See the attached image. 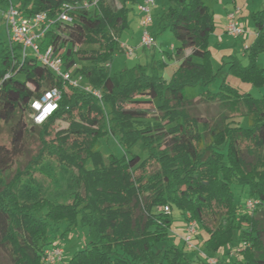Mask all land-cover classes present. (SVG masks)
Segmentation results:
<instances>
[{"label": "trees", "instance_id": "trees-1", "mask_svg": "<svg viewBox=\"0 0 264 264\" xmlns=\"http://www.w3.org/2000/svg\"><path fill=\"white\" fill-rule=\"evenodd\" d=\"M84 1L93 0H0V6L11 3L25 17H54L63 3ZM140 2L121 0L118 8L115 0H97L95 8L72 12L71 24H53L41 40V48L51 45L61 55L64 68L76 66L101 91V102L35 59L21 60L7 42L0 49V123L9 127L8 144H0V264H42L43 250L77 228L86 229V245L61 264H208L199 254L189 256L197 247L161 245L170 241L173 209L206 233V258L264 264V99L225 81L218 91L208 90L217 78L208 48L215 25L203 0H166L167 8L153 12V38L170 31L177 43L179 64L169 82L160 74L161 60L151 71L135 65L111 73L106 63L123 53L119 38L128 27V6ZM251 23L256 37L246 51L248 64L233 57L229 73L264 89V69L257 65L264 53V9L251 14ZM85 45L97 50L75 52ZM196 86L204 91L187 99L185 89ZM53 88L61 92L57 111L41 126L27 127L30 102ZM153 101L154 119L120 106ZM208 104L216 105L215 114ZM198 105H206L205 115ZM240 118L246 127L237 124ZM58 121L66 123L62 131H55ZM29 131L41 150L22 170L14 168ZM109 139L119 152L104 157L102 142ZM236 231L239 252L231 256L222 250Z\"/></svg>", "mask_w": 264, "mask_h": 264}, {"label": "rangeland", "instance_id": "rangeland-1", "mask_svg": "<svg viewBox=\"0 0 264 264\" xmlns=\"http://www.w3.org/2000/svg\"><path fill=\"white\" fill-rule=\"evenodd\" d=\"M15 3V0H12ZM235 8L239 10V20L240 24L245 31V34L241 36L239 39H234L228 37L225 33H223L224 27V17L229 10H234V0H203L204 4L213 12L215 25L218 33L213 32L209 36L208 39V48L210 51V63L213 72L217 74L216 81L208 88L211 92H216L220 88V84L225 81L231 87L237 88L241 93H248L252 97L257 99H264V89L255 88L249 84L241 82L240 79L235 77L234 75L229 73V64L231 58H235L242 66H246L248 64V59L246 57V51L249 46L254 42L255 35L251 32L254 30V27L251 23V14L264 9V0H235ZM116 6L119 8L121 6V0H115ZM164 7L167 8L166 0H156V6L153 9V12L157 11L159 8ZM130 15L128 20V27H126L119 38V42L128 48H132L134 50L133 57H128L124 53L115 54L111 60V63H106V65H110V72L114 73L117 71H121L126 68H132L135 65L146 66L150 71L151 67L156 65L157 61H162L164 66L160 72L164 81L169 82L173 73L178 67L179 58L174 56V48L177 43L174 40L173 34L170 31H164L156 35L155 44L156 46L152 49H143L139 46V30L141 33V29L139 26L141 14L137 11V4L129 5ZM152 12V13H153ZM2 7L0 6V49L4 46V43L7 42V35L4 26V22L2 21ZM151 31V27H150ZM250 40V41H249ZM221 41V43H219ZM173 46V47H171ZM86 49V50H85ZM97 50V46H89L85 45L81 48H76L75 52H81V54H86L87 52H91V50ZM82 50V51H81ZM86 51V52H85ZM190 50L185 52V55L190 54ZM29 56H31L30 51L27 52ZM264 57V53L259 56ZM195 62H199L197 59H194ZM78 66H86L87 63H77ZM259 68L264 67V62L261 60ZM149 71V72H150ZM203 88L189 87L185 89V96L187 99H197L199 94L202 93ZM123 108L138 110L139 114H136L137 117L142 119H154L157 115L155 106L156 102H144V103H127L121 104ZM205 107L206 105H198V110L201 115H205ZM207 109L210 110L212 114L217 112L216 105L208 104ZM25 123L27 127L32 125L31 121V113L27 112L24 116ZM237 124L246 127L247 121L245 118H240L236 120ZM66 123L62 121H58L55 123V131H62L65 129ZM48 140V139H47ZM9 142V127L0 123V144L7 145ZM25 153L22 157H20L16 163L14 168L23 169L29 163L32 162L34 158L39 154L42 143L34 134V132H27L25 137ZM102 153L103 156L106 157L110 153L117 154L119 152L116 143L109 139L108 141L102 142ZM135 152H139L140 156H144L145 153L140 150H135ZM44 162L50 163L52 167L55 169L58 163L49 157L44 156ZM235 191V198L239 199L244 203L245 197H239ZM171 229L169 230L168 238L170 241L164 242L161 244L162 246L167 245L168 243H175L178 246L184 245L183 236H184V217L176 210L173 209L171 211ZM86 229L85 228H77L74 232H72L69 236L64 238H59L56 240V243L61 245L64 249L63 261H68L74 252L80 250L85 247L87 239H86ZM238 231L233 233L232 241L227 244L223 248V252H235L237 247L240 245V240L238 237ZM207 235L203 231L200 226L196 228V236L192 240V245L198 248L195 253H189L190 257L196 258V255H200V253H207L206 249L203 247V242L206 239ZM186 247V246H185ZM221 251V250H220ZM205 252V253H204ZM222 257V256H221ZM226 258V257H225ZM231 260L229 261V263Z\"/></svg>", "mask_w": 264, "mask_h": 264}, {"label": "built area", "instance_id": "built-area-1", "mask_svg": "<svg viewBox=\"0 0 264 264\" xmlns=\"http://www.w3.org/2000/svg\"><path fill=\"white\" fill-rule=\"evenodd\" d=\"M97 0L92 2L81 3H63L54 17L48 13H37L30 17H25L19 13L17 8L9 3L8 7L2 11V21L4 22L7 45L10 50H16L20 54L21 60L33 58L43 66H45L55 77L60 78L70 88L78 90L83 94H87L101 102L102 93L99 89L93 88L86 83L83 78L76 73V66L66 69L63 66L61 55L55 54L54 48L50 45L46 48H41V40L49 28L55 23L71 24V13L78 10H89L96 7ZM156 6V0H141L137 4V11L141 14L140 19V40L139 46L143 49H152L156 46L150 27L153 21V9ZM238 9L228 13L225 34L228 37L238 39L245 34L240 20L237 18ZM123 53L128 57H133L134 50L121 45ZM30 51L31 56L28 55ZM106 67H109L108 64ZM61 99L60 90L53 88L44 91L38 98L30 102L31 121L34 126H41L46 120L54 114L59 106ZM255 204L252 201L246 203L248 210H253ZM159 211L164 210L169 213L168 207L158 208ZM197 224L195 221H189L184 228L183 243L187 249H196L192 245V240L196 236ZM239 252V250H237ZM235 252L231 253V256ZM64 249L61 245L54 243L45 248L41 254L40 261L42 264H61L63 261ZM201 258L207 260L208 264H218L214 258H206L203 253H200Z\"/></svg>", "mask_w": 264, "mask_h": 264}, {"label": "crops", "instance_id": "crops-1", "mask_svg": "<svg viewBox=\"0 0 264 264\" xmlns=\"http://www.w3.org/2000/svg\"><path fill=\"white\" fill-rule=\"evenodd\" d=\"M235 0H234V5H233V7L235 8ZM3 11V10H2ZM232 11H234V10H229L227 13H226V15H225V17H224V22H225V24H224V27H223V33H225V27H226V24H227V15H228V13H230V12H232ZM213 13V12H212ZM2 14V13H1ZM239 17H240V15L238 14V16H237V18L239 19ZM214 25H215V20H214ZM220 30H218L217 31V29H216V25H215V30H214V32H219ZM139 32V34H141L140 33V30L138 31ZM252 34H254L255 35V37H256V33H255V31L253 30L252 32H251ZM239 39V38H238ZM139 40H140V36H139ZM250 41V40H249ZM219 43H221V41H219ZM121 44V43H120ZM121 45H123V44H121ZM171 47H173V46H171ZM189 55V54H188ZM185 56H187V55H185ZM263 61L264 62V57H263V55L262 56H259L258 58H257V65H259V63H260V61ZM110 66V65H109ZM262 69H264V67L262 68ZM185 226H186V224L184 223V226H183V230H184V228H185Z\"/></svg>", "mask_w": 264, "mask_h": 264}]
</instances>
